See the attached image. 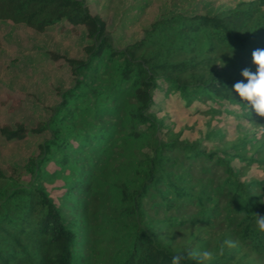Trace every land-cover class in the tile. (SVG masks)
I'll return each instance as SVG.
<instances>
[{
	"label": "trees",
	"instance_id": "trees-1",
	"mask_svg": "<svg viewBox=\"0 0 264 264\" xmlns=\"http://www.w3.org/2000/svg\"><path fill=\"white\" fill-rule=\"evenodd\" d=\"M236 5L176 15L118 50L85 0H0V23L40 34L83 28L89 41L84 59L51 54L72 86L58 91L47 120L0 129L7 141L47 135L23 169L27 185L8 183L0 170V264H88V218L101 219L97 245L107 259L99 264H172L177 250L179 264H198L189 253L202 249L214 254L205 264H264L255 223L264 215V117L249 114L232 89L264 48V0ZM173 97L252 131L235 142L207 136L224 147L183 139L159 115ZM93 206L101 210L92 214ZM225 239L234 247L220 251Z\"/></svg>",
	"mask_w": 264,
	"mask_h": 264
},
{
	"label": "rangeland",
	"instance_id": "rangeland-1",
	"mask_svg": "<svg viewBox=\"0 0 264 264\" xmlns=\"http://www.w3.org/2000/svg\"><path fill=\"white\" fill-rule=\"evenodd\" d=\"M239 0H85L91 12L107 23L108 37L113 46L123 50L128 45L149 39L153 26L163 28L176 15L194 16L217 14L236 8ZM249 1V0H245ZM78 32L75 34L74 32ZM89 44L83 28L49 30L37 33L25 25L0 23V129L21 124L28 130L35 128L50 116V109L59 103L58 91L72 86L69 68L54 63L51 54L71 59H84ZM155 49V48H154ZM151 48V51H154ZM205 111L207 108L201 106ZM160 116H167L168 126L190 142L206 143L207 136L223 133L233 142L247 132L249 123L234 118H213L207 114H194L185 109L183 102L170 98ZM240 125V130L237 126ZM249 129V130H248ZM238 135V136H236ZM47 135H30L22 141H7L0 136V170L8 183L27 185L30 178L23 174L26 163L38 158L39 146ZM227 139V140H228ZM210 147L229 146L228 142ZM255 172V170H254ZM256 173V172H255ZM21 177L16 180L13 177ZM55 197L56 192H51ZM101 209L93 206L92 214ZM82 232L81 249L88 264H99L107 259L103 247L97 245L102 233L101 219L88 218Z\"/></svg>",
	"mask_w": 264,
	"mask_h": 264
},
{
	"label": "clouds",
	"instance_id": "clouds-1",
	"mask_svg": "<svg viewBox=\"0 0 264 264\" xmlns=\"http://www.w3.org/2000/svg\"><path fill=\"white\" fill-rule=\"evenodd\" d=\"M251 56L255 70L253 71L250 68L243 69L240 73L241 79L232 85V89L249 114H251V109L256 115L264 117V48L253 50ZM255 223L257 229L260 232H264V215H255ZM224 246L234 247V242L225 239L222 242L220 251H223ZM189 255L197 258L198 264H205V262L213 258L214 254L211 250L202 249L199 252L193 251ZM183 258V255L177 250L171 256L172 264H179Z\"/></svg>",
	"mask_w": 264,
	"mask_h": 264
}]
</instances>
